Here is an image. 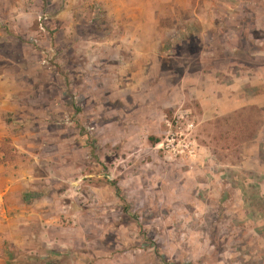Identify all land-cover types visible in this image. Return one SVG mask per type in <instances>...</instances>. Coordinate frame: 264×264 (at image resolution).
Masks as SVG:
<instances>
[{"label":"rangeland","instance_id":"rangeland-1","mask_svg":"<svg viewBox=\"0 0 264 264\" xmlns=\"http://www.w3.org/2000/svg\"><path fill=\"white\" fill-rule=\"evenodd\" d=\"M0 264H264V0H0Z\"/></svg>","mask_w":264,"mask_h":264}]
</instances>
